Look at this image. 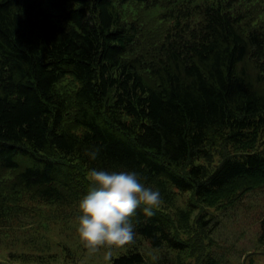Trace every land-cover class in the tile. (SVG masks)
I'll list each match as a JSON object with an SVG mask.
<instances>
[{
  "label": "trees",
  "instance_id": "1",
  "mask_svg": "<svg viewBox=\"0 0 264 264\" xmlns=\"http://www.w3.org/2000/svg\"><path fill=\"white\" fill-rule=\"evenodd\" d=\"M93 168L162 198L111 264H223L205 224L264 191V0H0V241Z\"/></svg>",
  "mask_w": 264,
  "mask_h": 264
},
{
  "label": "rangeland",
  "instance_id": "2",
  "mask_svg": "<svg viewBox=\"0 0 264 264\" xmlns=\"http://www.w3.org/2000/svg\"><path fill=\"white\" fill-rule=\"evenodd\" d=\"M263 195L264 191L253 192L235 208L213 217L207 216L210 220L205 228L211 237L210 244L217 252L223 253V264H264V252L247 256L257 248V217L264 213ZM42 206L46 207L43 217L32 223V228H18L9 240L1 239L0 260L8 261L7 253L12 251L19 255L10 259L15 264H111L113 257L127 251V245L113 249L109 260L104 259L105 249L89 254L77 233L78 217L81 215L78 204L75 208L59 209L56 205ZM25 221L32 222L30 218ZM138 242L146 257L153 258L159 254L146 241Z\"/></svg>",
  "mask_w": 264,
  "mask_h": 264
},
{
  "label": "clouds",
  "instance_id": "3",
  "mask_svg": "<svg viewBox=\"0 0 264 264\" xmlns=\"http://www.w3.org/2000/svg\"><path fill=\"white\" fill-rule=\"evenodd\" d=\"M98 147L86 155L95 160ZM92 187L78 203L77 233L89 254L105 249L104 259L109 260L113 249L135 242L134 225L131 222L138 208L146 216L162 204L159 190L141 183L140 176L133 171H105L95 168L86 177Z\"/></svg>",
  "mask_w": 264,
  "mask_h": 264
}]
</instances>
